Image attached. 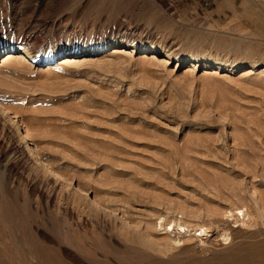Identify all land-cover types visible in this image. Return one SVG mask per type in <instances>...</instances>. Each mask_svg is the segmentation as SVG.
<instances>
[{
    "label": "rangeland",
    "instance_id": "374dc122",
    "mask_svg": "<svg viewBox=\"0 0 264 264\" xmlns=\"http://www.w3.org/2000/svg\"><path fill=\"white\" fill-rule=\"evenodd\" d=\"M215 3L0 0V264H264V0Z\"/></svg>",
    "mask_w": 264,
    "mask_h": 264
},
{
    "label": "bare ground",
    "instance_id": "6f19581e",
    "mask_svg": "<svg viewBox=\"0 0 264 264\" xmlns=\"http://www.w3.org/2000/svg\"><path fill=\"white\" fill-rule=\"evenodd\" d=\"M15 34L16 35H13V37H9L8 36V39L7 40H6V38L4 39V43L3 44L6 47H0V51L1 50H9V51L6 52L5 55H7V56L3 60V62L4 61L5 62H8V61L13 60V54L11 53L12 52L11 50H16V51L19 50V52L21 51V53H23V55H24L23 58L24 59L28 58L29 60L32 59V60H35L36 61V56L37 55H36V49H35V42L32 39H29L27 37L22 36L21 30H16V33ZM115 37H116L115 39L119 38L118 33H115ZM114 43L121 44L122 46L123 45L126 46V45H130L131 44V42H125V41L124 42L123 41H114ZM65 47L67 49H71V50L77 51L78 49H80L82 47H85V46H82L81 43H72L71 42V43L66 44ZM151 48L154 49V47H151ZM155 50H158V49H155ZM158 51H160V50H158ZM116 52H117L116 49H113V51H112L111 54H114ZM67 57H64L63 60L60 59L62 61L59 64L63 65V64H66L68 61H72L73 58H67ZM195 58H197V57H195ZM50 59H51L50 56H48L46 58V61L49 62ZM163 220H164V218L163 217H160L159 226H161ZM164 226L166 228L169 227L170 232L171 233H175L177 235L176 237H179V235L181 233H185L186 234V233H191L192 231H197L199 233L198 235H201L203 237L204 236L205 237L210 236V234H209L210 230L208 229V227L201 226L199 228L194 229L189 224H186V223H184V222H182L180 220H175V219L172 220V221L170 220V222H168L167 224H164ZM202 233H203V235H202ZM197 237H199V236H197ZM177 239L178 238H176L175 242L180 243V241H179L180 239H178V240ZM172 241H174V240H172ZM200 241H201V238H200ZM224 241H223V244H225L227 242V241L226 242H224ZM201 243H202V241H201Z\"/></svg>",
    "mask_w": 264,
    "mask_h": 264
},
{
    "label": "built area",
    "instance_id": "2783aa9c",
    "mask_svg": "<svg viewBox=\"0 0 264 264\" xmlns=\"http://www.w3.org/2000/svg\"><path fill=\"white\" fill-rule=\"evenodd\" d=\"M202 8H206L208 5L212 4L214 0H199Z\"/></svg>",
    "mask_w": 264,
    "mask_h": 264
},
{
    "label": "crops",
    "instance_id": "0c3cea01",
    "mask_svg": "<svg viewBox=\"0 0 264 264\" xmlns=\"http://www.w3.org/2000/svg\"><path fill=\"white\" fill-rule=\"evenodd\" d=\"M171 2H172V0H171ZM174 2H176V0H174ZM199 2H200V1H199ZM211 5H212L211 10H212V9H216V8L219 7L218 4L215 3V0L213 1V3H212Z\"/></svg>",
    "mask_w": 264,
    "mask_h": 264
}]
</instances>
